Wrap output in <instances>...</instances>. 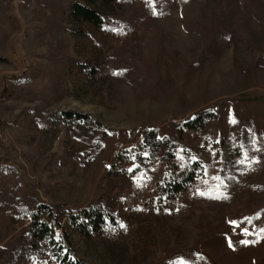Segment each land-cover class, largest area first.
I'll use <instances>...</instances> for the list:
<instances>
[{"label": "rangeland", "instance_id": "obj_1", "mask_svg": "<svg viewBox=\"0 0 264 264\" xmlns=\"http://www.w3.org/2000/svg\"><path fill=\"white\" fill-rule=\"evenodd\" d=\"M70 1L0 0V264H53L47 243L18 260L26 252L28 205L79 209L104 191L116 193V226L92 238L66 226L67 236H55L62 255L81 264H264V225L230 223L258 209L255 200L228 212L205 205L176 214L155 206L147 190L128 207L133 181L105 179L115 153L138 145L146 130L177 140L184 121L207 112L216 114L212 124L185 136L206 166L229 131L244 127L264 137V28L239 0H201L212 32L225 38L240 22L245 30L237 41L235 34L228 42H209L210 33L190 39L175 2L118 0L94 6L109 27L103 31L66 19ZM245 2L264 7V0ZM151 33L161 47L157 77L138 94L110 71L140 61ZM90 67L100 71L90 74ZM57 110L93 122L50 125Z\"/></svg>", "mask_w": 264, "mask_h": 264}, {"label": "trees", "instance_id": "obj_2", "mask_svg": "<svg viewBox=\"0 0 264 264\" xmlns=\"http://www.w3.org/2000/svg\"><path fill=\"white\" fill-rule=\"evenodd\" d=\"M116 1L118 0H71L63 16L73 22L90 23L96 29L108 31L105 17L94 6ZM165 1L166 4L176 3L183 27L190 39L195 36L203 39L210 33L209 42H228L227 39L235 34L233 39L237 41L241 30H245L244 23L240 22L239 27L234 28L235 32L233 29L227 32L225 39L212 32L204 23L201 0ZM239 2L242 12L253 17L264 28V7L254 8L247 5L245 0ZM150 13L153 14L152 11ZM156 14L160 13L154 15ZM129 25L130 23L125 28ZM125 28L117 27L115 30L125 34ZM154 34H146L148 45L142 46L143 58L131 65V69L110 71L115 77L128 82L138 94L142 92L141 88L148 89L152 86L149 83L150 78L157 77L161 47ZM262 58L264 59V51ZM98 71L100 68L88 69L90 74ZM215 118L214 112H207L184 121L177 129V140L161 137L157 130H146L138 145L120 148L115 153L105 179L133 181L132 190L124 196L125 205L128 207H133L147 190L152 194L150 201L155 206L169 205L172 210L177 211L176 214L205 205L221 206L228 212L230 208L239 206L236 205L238 201L244 204L253 199L258 209L249 215H239L237 223L247 226L264 225V137H255L244 127L229 131L217 143L214 160L209 166L198 157L196 146L190 147L185 142L186 134L202 132ZM51 122L50 125L89 124L93 120L88 114L57 110L51 116ZM98 126L96 123L95 128L99 129ZM158 174L161 175L154 179ZM188 188L190 193L184 197L185 203H182L181 199ZM115 194L104 191L98 200L79 209L52 207L38 201L28 205L26 214L30 226L24 249L26 252L20 253L18 260L23 261L27 256L30 257L47 243L53 252V264H81L79 260L69 259V253L62 255L55 236L58 231H63L66 235L65 228L69 226L86 238L99 237L116 226V217L110 205Z\"/></svg>", "mask_w": 264, "mask_h": 264}, {"label": "snow or ice", "instance_id": "obj_3", "mask_svg": "<svg viewBox=\"0 0 264 264\" xmlns=\"http://www.w3.org/2000/svg\"><path fill=\"white\" fill-rule=\"evenodd\" d=\"M153 14H155V11L153 12ZM233 122H234V121H233ZM246 158H247V157H246ZM238 162H239V161H238ZM129 171H131V169H129ZM201 194H202V193H201ZM230 223H232L233 225H237V226H238V224H237L236 221H231ZM121 226H122V225H121ZM262 231H264V230H262ZM244 232L247 233V230L245 229ZM229 247H231V244H229ZM180 264H185V262H184V261H181Z\"/></svg>", "mask_w": 264, "mask_h": 264}]
</instances>
